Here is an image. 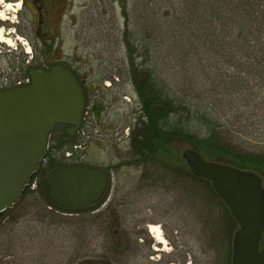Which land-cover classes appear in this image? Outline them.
<instances>
[{
    "label": "rangeland",
    "instance_id": "obj_1",
    "mask_svg": "<svg viewBox=\"0 0 264 264\" xmlns=\"http://www.w3.org/2000/svg\"><path fill=\"white\" fill-rule=\"evenodd\" d=\"M144 1L58 0L59 18L44 42L35 34L39 21L32 19L34 0H3L19 6L5 10L6 19H0L4 36L13 41H0V86L24 77L22 58L25 64L47 57L53 64L67 65L87 105L92 103L85 119L96 116L100 135L75 149L78 135L64 141V126H54L45 151L53 146L52 153L64 164L99 167L109 178L104 195L93 206L61 208L51 203L47 176L38 169L19 203L0 216V264H231L238 224L210 181L189 171L182 158L189 144L175 136L159 137L151 148L153 131L127 70L126 32L134 62L153 69L164 94L179 98L186 110L197 107L177 89L184 70L175 47L158 41L157 3L149 2L146 15ZM186 64L194 73L190 58ZM223 71L232 73L231 68ZM196 76L198 86L210 84L205 73ZM245 83L248 88L242 94L226 87L214 95L211 106L206 100L204 120L235 152L264 155V85L253 78ZM138 134L143 135L140 146ZM261 181L264 187V177ZM149 224L162 230V251L152 252L141 242L154 240Z\"/></svg>",
    "mask_w": 264,
    "mask_h": 264
},
{
    "label": "trees",
    "instance_id": "obj_2",
    "mask_svg": "<svg viewBox=\"0 0 264 264\" xmlns=\"http://www.w3.org/2000/svg\"><path fill=\"white\" fill-rule=\"evenodd\" d=\"M150 1L157 3L159 19L155 29L158 27L159 30L158 41L169 42L175 47L180 67L184 70L177 89L197 107L193 111L186 110L179 98L170 99L164 94L163 86L153 77V69L134 62V49L126 32L127 70L149 119L148 129L153 131L151 148L154 150V143L159 137H179L205 159L227 161L233 166L257 171L261 178L264 177V155L235 152L222 141L216 127L207 124L202 112V104L211 106L215 103L214 95L219 96L226 87L242 94L248 88L245 82L251 78L264 85V0H145L143 8L146 15L151 8ZM24 3L27 4V1ZM58 7V0H34L33 9L36 11L32 19L39 21L35 34L44 42V36L53 30L59 18ZM167 24L171 26L166 28ZM188 58L194 66V73L187 67ZM51 59L42 57L39 62L28 61L25 64V58H22L20 63L24 75L29 67H50L53 64ZM224 68H231L232 73L224 72ZM196 72L205 73L204 79L210 84L201 83L198 86ZM196 120L199 122L194 123ZM147 136L144 144L150 138L149 134ZM142 138L143 135L138 134L136 146L141 145ZM60 143H63L61 139ZM54 148L50 146L44 153L46 161L39 168L43 174L59 165L78 164H64L52 153Z\"/></svg>",
    "mask_w": 264,
    "mask_h": 264
},
{
    "label": "water",
    "instance_id": "obj_3",
    "mask_svg": "<svg viewBox=\"0 0 264 264\" xmlns=\"http://www.w3.org/2000/svg\"><path fill=\"white\" fill-rule=\"evenodd\" d=\"M30 82L0 88V213L13 208L40 168L49 131L66 125L73 136L81 122L84 94L64 63L29 67ZM189 171L210 181L238 229L233 234L231 264H264V187L251 170L206 160L199 152H182ZM49 199L64 208H87L104 195L109 174L85 164L59 165L48 171Z\"/></svg>",
    "mask_w": 264,
    "mask_h": 264
},
{
    "label": "built area",
    "instance_id": "obj_4",
    "mask_svg": "<svg viewBox=\"0 0 264 264\" xmlns=\"http://www.w3.org/2000/svg\"><path fill=\"white\" fill-rule=\"evenodd\" d=\"M29 82V77H23L15 82L16 85H21ZM91 108V103L86 107V111L84 112V116L82 118V123L77 130V135L79 141L77 144H74L75 149H81L86 146V142L90 140L92 137L97 138L100 133L98 129V125L95 120H86L85 115L87 114V109ZM97 125V127H96ZM67 156L71 155V152H66Z\"/></svg>",
    "mask_w": 264,
    "mask_h": 264
},
{
    "label": "bare ground",
    "instance_id": "obj_5",
    "mask_svg": "<svg viewBox=\"0 0 264 264\" xmlns=\"http://www.w3.org/2000/svg\"><path fill=\"white\" fill-rule=\"evenodd\" d=\"M0 5H1V7H3V10H0V19L5 20L6 19L5 10L12 9L13 7H18L19 3L18 2H15V3L3 2V0H0ZM0 41L5 42L9 45H11L13 42L10 38L4 36L1 27H0ZM147 228L149 230V233L154 237V239L157 242H159V243L165 242V239H164L163 234H162V230H161L159 225L149 224L147 226Z\"/></svg>",
    "mask_w": 264,
    "mask_h": 264
},
{
    "label": "flooded vegetation",
    "instance_id": "obj_6",
    "mask_svg": "<svg viewBox=\"0 0 264 264\" xmlns=\"http://www.w3.org/2000/svg\"><path fill=\"white\" fill-rule=\"evenodd\" d=\"M42 31H43V29H42ZM66 66H67V65H66ZM94 120L97 121L96 116L94 117ZM56 126H64V133H65V129H66V127H67L66 125L61 124V125H56ZM74 137H75V134H74L73 136H66V134H64V135L62 136V139H63L64 141H69L70 139H72V138H74ZM7 210H8V209H7ZM7 210H5L4 212L0 213V216H2L3 213H5ZM152 241H153V242H152ZM141 242H143V245H145L148 249H150V251L152 250V252H154V251H162V250H163L162 247L159 248V246H160L161 243L157 242L155 239H154V240H151V239L146 240V239H144V238H141ZM155 244L158 245V248H157V247L155 248ZM149 256H150V255H149ZM168 264H169V263H168Z\"/></svg>",
    "mask_w": 264,
    "mask_h": 264
}]
</instances>
